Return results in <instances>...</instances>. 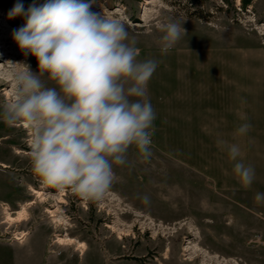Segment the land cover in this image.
<instances>
[{
    "label": "rangeland",
    "instance_id": "obj_1",
    "mask_svg": "<svg viewBox=\"0 0 264 264\" xmlns=\"http://www.w3.org/2000/svg\"><path fill=\"white\" fill-rule=\"evenodd\" d=\"M14 3L0 0V13L21 27L23 17L8 16ZM90 8L123 16L139 58L159 61L148 85L151 155L143 159L130 147L102 198L65 187L62 201L32 170L29 129L0 119V264H264V0H95ZM169 15L186 18V33L162 54L155 25ZM12 41H5L8 60L35 71L36 58L13 51ZM6 60L0 55L11 71ZM10 84L0 83V98ZM245 120L251 128L239 135ZM224 142L240 145L253 166L250 185L234 175ZM30 187L44 192L43 200ZM3 205L11 212L25 205L27 218L1 222ZM46 208L57 210L63 226ZM107 223L125 234L118 238ZM64 233L86 243L83 254L53 241ZM189 243L201 249L190 256ZM203 250L221 263L203 261Z\"/></svg>",
    "mask_w": 264,
    "mask_h": 264
},
{
    "label": "clouds",
    "instance_id": "obj_2",
    "mask_svg": "<svg viewBox=\"0 0 264 264\" xmlns=\"http://www.w3.org/2000/svg\"><path fill=\"white\" fill-rule=\"evenodd\" d=\"M93 0H15L9 17L23 26L12 39L25 61L8 60L11 89L0 98V119L23 123L30 132V163L46 185L70 187L85 199H100L110 189L114 165H124L130 147L143 159L151 155L155 111L148 85L159 61L140 59L135 37L123 16L90 8ZM186 18L156 21V43L167 54L186 33ZM244 121L237 128L245 135ZM232 171L243 186L255 170L236 143H227ZM146 199V197H145Z\"/></svg>",
    "mask_w": 264,
    "mask_h": 264
},
{
    "label": "bare ground",
    "instance_id": "obj_3",
    "mask_svg": "<svg viewBox=\"0 0 264 264\" xmlns=\"http://www.w3.org/2000/svg\"><path fill=\"white\" fill-rule=\"evenodd\" d=\"M151 1H153V0H144V4H148ZM93 2H95V0H93ZM17 28H19V27L18 26L12 27L8 23V21L5 19L4 14L0 13V55L7 59L6 62H8V59L11 56H10V51H8V48L5 45V43H6L5 41L7 39L12 38V31H13V29H17ZM12 43L14 45V46H11V48L14 47L12 50L16 51V52H20L22 55H24L23 52L17 47V45L14 42V40L12 41ZM13 54H14V52H13ZM10 72L11 71H9L7 68H5L3 63L0 62V83L1 84H6L8 82L10 83V81H9ZM9 92H10V90H8V88H4V93L6 94V96L9 95ZM23 126L26 127L24 124H23ZM16 152L20 153V150H16ZM29 153H31V151ZM29 189L32 191L33 194H35L37 197H39L41 200H43L44 192H42L40 190H37V189H34L33 187H30ZM58 189H59V194H60L59 198L62 199V201H63L62 194L64 193L65 188H58ZM33 201L34 200H29V201H27L25 203V205L29 206L30 204L33 203ZM25 205H22L19 209L15 210L13 212H11V210L7 206L5 207L3 205L4 206L3 207V214H4L3 218L4 219L1 222H3V223H12L14 221H21V220L26 219L28 214H27V210H26V206ZM45 212L49 213V217H51L52 221L56 222L58 225H62L63 226V224L66 222V220L60 214L57 213V210L46 208ZM115 221H117V220H115ZM105 226L111 232H117V234H119L118 238H120V234H125L124 230L119 228L115 223H111V224L107 223ZM22 234H24L23 231H22ZM16 238L18 239L17 234L15 235V239ZM53 241L55 243L59 244V245H68V246L69 245H73L74 249H76V251H78L79 254H83V252L86 250V247H87L86 243L84 241H80V240H78V239H76V238H74L72 236H69V235H67V233L56 234L54 236V240ZM198 248H200V246L198 244L193 243V244L190 245V243H189V245L187 244L184 247V250H189L190 251L189 255L191 256V255H193L195 253V251L198 250ZM211 256H210V253L207 252L206 250H203V253L201 255L203 261L213 260L214 259L215 262L219 261L221 263V261H220L219 257L217 256V254L214 255V258H212L213 256L212 257ZM221 260L223 262H225V263H228L227 262L228 260H226L225 258H223ZM231 261H232L231 262L232 264H237V262L234 259L231 260Z\"/></svg>",
    "mask_w": 264,
    "mask_h": 264
},
{
    "label": "crops",
    "instance_id": "obj_4",
    "mask_svg": "<svg viewBox=\"0 0 264 264\" xmlns=\"http://www.w3.org/2000/svg\"><path fill=\"white\" fill-rule=\"evenodd\" d=\"M29 262H30V260H28V261L25 260V263L24 264H30Z\"/></svg>",
    "mask_w": 264,
    "mask_h": 264
}]
</instances>
